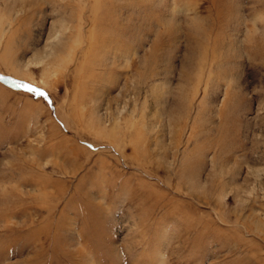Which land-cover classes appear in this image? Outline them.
Returning <instances> with one entry per match:
<instances>
[{"label":"rangeland","instance_id":"rangeland-1","mask_svg":"<svg viewBox=\"0 0 264 264\" xmlns=\"http://www.w3.org/2000/svg\"><path fill=\"white\" fill-rule=\"evenodd\" d=\"M0 264H264V0H0Z\"/></svg>","mask_w":264,"mask_h":264},{"label":"snow or ice","instance_id":"snow-or-ice-1","mask_svg":"<svg viewBox=\"0 0 264 264\" xmlns=\"http://www.w3.org/2000/svg\"><path fill=\"white\" fill-rule=\"evenodd\" d=\"M30 90H33V89H30ZM38 94H41L42 95V93H38Z\"/></svg>","mask_w":264,"mask_h":264}]
</instances>
